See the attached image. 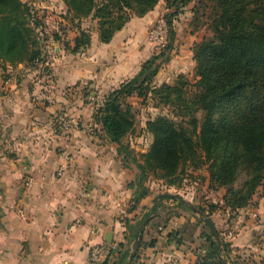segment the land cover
Listing matches in <instances>:
<instances>
[{"label":"crops","instance_id":"1","mask_svg":"<svg viewBox=\"0 0 264 264\" xmlns=\"http://www.w3.org/2000/svg\"><path fill=\"white\" fill-rule=\"evenodd\" d=\"M167 5L168 0H160L144 16H133L109 42L101 41L92 29L91 42L76 52L66 44L56 45L57 55L50 59L52 85L39 80L42 73L37 68L0 64V264H86L95 244L112 242L118 253L121 244L128 247L132 227L151 210V221L159 218L161 203L182 209L173 197L155 199L166 192L155 189V182L147 183L149 193L133 208L139 170L124 160L119 144L94 116L96 101L136 75L151 56L148 24ZM193 5L182 6L173 17L171 57L155 76L157 85L173 83L196 66L193 46L201 36L197 37L200 30L189 29ZM80 26L84 28L81 22L69 30L71 48ZM87 88L93 89L94 99L86 96ZM57 112L77 114L78 123L68 131H57L53 125ZM17 139L21 145L13 146ZM219 190L224 195L225 189ZM250 206L258 217L247 216L234 235L230 231L235 218L228 220L220 211L211 216L239 254L242 249L252 253L260 249L264 254V184ZM168 221L163 230H153L152 223L141 225L138 264L174 260L192 264L206 247L207 237L194 218L178 214ZM172 227L180 238L174 245L167 239Z\"/></svg>","mask_w":264,"mask_h":264},{"label":"trees","instance_id":"2","mask_svg":"<svg viewBox=\"0 0 264 264\" xmlns=\"http://www.w3.org/2000/svg\"><path fill=\"white\" fill-rule=\"evenodd\" d=\"M63 1L66 18L70 21L85 17L97 19L100 40L109 42L134 15L144 16L160 0ZM168 1L170 34L165 48L147 58L136 75L123 80L107 91L101 101H96L94 116L110 139L119 144L124 160L128 164L133 160L139 170L133 208L149 193L146 180L150 172L167 185L180 186L186 179L184 166L190 164L198 170L207 165L209 187L224 188L225 193L222 203L212 202L207 210L199 207L201 214L209 217L208 214L224 207L235 218L240 208L252 203L264 184V0H209V26L213 33L193 46L198 80L192 83L189 75L182 73L173 83L157 85L154 78L163 62L171 57L175 38L173 17L193 0ZM205 1L201 0V4L206 6ZM192 10H198L196 4ZM79 29L75 46L71 48L66 43L75 52L91 42V29L81 26ZM55 37L60 35L56 33ZM44 45L43 21L31 5L25 0H0V64L24 63L37 68L48 57ZM92 92L93 89L87 88L86 96H93ZM132 95L151 96L168 109L166 114L147 120L146 128L153 138L148 151L139 156L123 141L135 126L128 101ZM58 113L53 117V125L57 131H63ZM243 174L244 181L237 186ZM165 193L162 197H173L179 205L192 209L181 195ZM151 214L152 210L132 227L129 246L121 244L116 259L109 264L128 262L139 227L143 223L155 225ZM205 221L211 233L201 231L207 237V245L192 264H231L227 255L231 244L221 234L222 244L218 247L215 230ZM168 237L180 241L175 229L168 232ZM142 244L143 239L139 246ZM139 257L138 249L131 264H138Z\"/></svg>","mask_w":264,"mask_h":264},{"label":"rangeland","instance_id":"3","mask_svg":"<svg viewBox=\"0 0 264 264\" xmlns=\"http://www.w3.org/2000/svg\"><path fill=\"white\" fill-rule=\"evenodd\" d=\"M25 1L29 5H31L37 17L41 18L43 21V34L45 36V43H49L51 50L50 53L48 54L49 59H51L52 55H57V51L55 49L56 45L64 46L68 42V34L71 32L69 31L70 28H75L78 25H80L82 22L84 28L97 30L98 24L95 21V18L85 17L83 18V20L73 19L72 21L66 18L67 8L63 0H25ZM192 2L196 4L198 10L193 11V16H192L193 19L190 22L189 29H193L194 31L200 30V33L198 34L197 37L201 36L200 38L201 40L203 37L210 36L213 33L211 27L209 26V22L211 19V7L209 6V4L211 2L209 0L205 1V3H207L206 6L201 4V0H193ZM169 4L167 5L168 8H170ZM171 8L175 10L176 6L171 5ZM156 20L157 19H155L153 22H149L148 24L147 39L149 42H151V40L149 39V31L152 28V26L155 24ZM46 27H49L48 30L50 32L47 33L45 31ZM56 33L60 35L59 38L55 37ZM150 52H151L150 55L155 53V48L152 47ZM39 67H41V64L37 66V69H39ZM188 75L192 83L198 80L199 76L196 73V66L194 69H192V71H189ZM128 101L131 103V107H130L131 112L135 117V126L133 131L129 132L124 137L123 141L124 143L130 145V148L132 149L135 155L139 156L141 153H145L148 151V149L151 146V142L153 138L152 134L147 131L146 128L147 120L160 113L166 114L168 112V109L162 104H157L156 101L151 96L143 97L138 95H132L128 98ZM140 159L142 160L141 157ZM129 162L135 164L133 160H130ZM184 168L187 173L185 176L186 179L181 181L180 186L173 185L175 187L170 188V185H167L165 183L162 184V182L158 181L159 179L155 177L153 172H150V177H148L146 183L149 182L150 184H152L153 182H155L154 185L155 189H160L166 192H170L168 189H173L172 192L176 193L177 195H181L184 199L191 201L197 207L204 208L206 210L211 205L210 203H212L214 199L220 200L222 198L223 190H218V189L215 190L209 187L208 176H207L208 175L207 165L202 166L198 170L197 169L195 170L194 167L191 166L190 164L184 166ZM244 178H245L244 174L239 176L236 185L239 186L244 181ZM161 205H162V212L159 215V218L153 220V223H155V225H152L153 230L159 229L158 228L159 224L166 226L169 223L168 220L170 218L180 214L185 216V218H189V217L194 218L195 220L194 222H196L200 226L201 231L211 233V228L205 221L206 216H204L203 214H199L195 210L186 208L184 206L181 207L182 209L178 210V208H176V205H171L169 204V202H163L161 203ZM219 211L221 212V214L226 213L227 215H225V218L228 220L233 215V213L226 211L224 207L220 208ZM208 215L213 220L211 214ZM190 222L191 221L189 220L188 223ZM213 222L216 228L218 229L216 222L214 220ZM186 226L189 229H191V224H187ZM238 230L236 231L231 230L230 232L231 234L234 235V233H236ZM218 231L220 233L219 229ZM227 250H228L227 255L229 256L231 264H264V254L261 252L260 249L255 250V253H252L249 249H247L246 251L244 249H242L243 251L240 249L242 251V254H239L240 252L236 250L235 247L228 245Z\"/></svg>","mask_w":264,"mask_h":264},{"label":"built area","instance_id":"4","mask_svg":"<svg viewBox=\"0 0 264 264\" xmlns=\"http://www.w3.org/2000/svg\"><path fill=\"white\" fill-rule=\"evenodd\" d=\"M170 8H167L164 10L157 18L155 24L152 26V28L149 31V39L151 40L153 47L155 48V52H160L163 50L166 46V42L169 39V32H170V26L168 23L167 18V12ZM48 22V21H47ZM49 27L45 28V31L48 33L50 32ZM44 50L47 53V55L50 53V46L49 43H45ZM40 72L42 73V77L39 78V80L43 82H50L52 85V79H53V73H52V65L51 60L49 59V56L47 59L41 63V67H39ZM91 99H94L93 96H90ZM58 120L61 123L62 130L68 131L72 126L76 125L78 123V115L75 113L67 114V113H58ZM22 141L20 139L15 140L12 145L13 146H20ZM213 202H223V199L216 200L214 199ZM247 216L256 218L258 216L257 212L254 210L252 206L247 205L245 207H242L238 210V213L235 217V220L233 222V225L231 227V230L236 231L239 229L241 223L245 220ZM174 226V224L172 225ZM165 226L161 225L159 226L160 230H163ZM173 227L170 229L172 230ZM167 239L171 243V245L175 244V240H170L167 234ZM118 245L112 243V242H102L95 244L90 249V255L88 262L86 264H109L113 259H115V256L117 257L118 254ZM205 252V248L202 249L200 254H203ZM199 255V254H198ZM172 264H179L178 260H174Z\"/></svg>","mask_w":264,"mask_h":264},{"label":"water","instance_id":"5","mask_svg":"<svg viewBox=\"0 0 264 264\" xmlns=\"http://www.w3.org/2000/svg\"><path fill=\"white\" fill-rule=\"evenodd\" d=\"M164 193H160L158 195H156L155 199H157L158 197L162 196ZM165 194H169V195H173V193L171 192H166ZM184 201L192 208L194 209L196 212H198L199 214H201V210L199 209V207H197L195 204H193L191 201L187 200V199H184ZM205 220H207L211 226L214 228L215 230V233L217 235V241H218V247H221V238H220V234H219V231L217 230L213 220L209 217H205ZM141 231H142V226H140V228L138 229L137 233H136V239H135V243H134V246H133V250H132V253L129 257V260L126 264H131L138 249H139V245H140V242H141Z\"/></svg>","mask_w":264,"mask_h":264}]
</instances>
